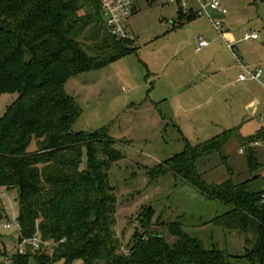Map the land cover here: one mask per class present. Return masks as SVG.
Returning <instances> with one entry per match:
<instances>
[{
    "label": "trees",
    "instance_id": "obj_1",
    "mask_svg": "<svg viewBox=\"0 0 264 264\" xmlns=\"http://www.w3.org/2000/svg\"><path fill=\"white\" fill-rule=\"evenodd\" d=\"M84 7L91 10L81 14ZM189 13L187 19L197 16ZM131 44V39H117L107 31L99 0H0V94H18L0 116V192L16 193L17 246L36 234L54 243L52 255L39 254L43 249L34 251L29 244L22 254L16 246L11 264H30L33 257L38 264L62 259V264H264V175L256 172L261 163L249 146L264 139V128L240 137L251 174L242 181L228 177L209 183L197 170L199 159L219 152L237 135L235 129L195 145L186 142L180 152L148 172L156 178L170 171L206 199L225 205L212 221L229 231L253 234L251 247L242 255L206 248L183 229L181 220L154 223L151 205L140 216L141 230L134 234L129 254H118L117 196L109 169L124 155L108 127L87 133L73 130L83 109L65 84L73 75L135 51ZM257 179L259 188L253 186ZM166 235L174 242L168 243Z\"/></svg>",
    "mask_w": 264,
    "mask_h": 264
},
{
    "label": "rangeland",
    "instance_id": "obj_2",
    "mask_svg": "<svg viewBox=\"0 0 264 264\" xmlns=\"http://www.w3.org/2000/svg\"><path fill=\"white\" fill-rule=\"evenodd\" d=\"M221 4L226 9L224 15L229 18L243 63L264 68V0H221ZM90 10L84 7L81 14ZM177 10L175 2L137 0V11L128 22L131 45L136 50L67 80L66 91L83 109L73 130L87 133L108 127L109 134L119 140L116 147L124 157L113 162L109 169V182L117 196L114 230L121 241L118 254H129V244L141 230L140 216L151 205L154 223L161 219L181 220L183 229L206 248L214 246L229 256L242 255L251 247L253 234L229 231L212 221L226 210L225 205L206 199L170 171L156 178L148 173L180 152L186 142L195 145L223 130L235 129L237 135L219 152L199 159L197 170L209 183H220L228 177L234 182L242 181L251 174L240 137L254 135L264 128V88L255 81H234L239 68L231 52L226 58V45L211 20L199 16L179 25L177 20L172 22L177 18ZM224 15L211 13L214 19L222 20ZM251 30L260 36L257 43L242 39ZM198 34L209 41V46L195 52ZM226 66L230 70L227 88L226 73L223 74ZM17 96V93L0 94V116ZM247 101L253 104L246 105ZM170 104L178 105L177 109L172 110ZM170 108L176 126L169 121ZM256 141L258 144L251 146L261 163L256 172L264 175V139ZM222 156H226L225 160ZM87 164L84 148L82 168H87ZM253 186L259 188L261 180L257 179ZM0 213L3 214L0 263L11 264L18 235L19 206L15 192L5 189L0 192ZM165 239L170 244L174 242L172 236L166 235ZM44 252H49L46 245L39 254ZM30 264L38 261L33 257Z\"/></svg>",
    "mask_w": 264,
    "mask_h": 264
},
{
    "label": "built area",
    "instance_id": "obj_3",
    "mask_svg": "<svg viewBox=\"0 0 264 264\" xmlns=\"http://www.w3.org/2000/svg\"><path fill=\"white\" fill-rule=\"evenodd\" d=\"M169 2H175L181 10H191L197 16H205L212 21L215 30L218 32L220 37L225 41L227 47L232 52L235 62L240 67V71L237 75L236 80L246 81L254 80L264 85L263 79V68L248 67L246 66L240 54L238 53L237 47L234 43L228 40L225 32L222 31L221 19H214L211 16L212 12H218L223 15L226 13V9L222 6L221 0H167ZM101 6V13L106 25L107 31L116 37L117 39H130L131 29L129 26V19L135 13L137 9V0H99ZM259 35L256 31H247L243 38L244 39H258ZM208 42L203 37H199L197 44L194 48L195 52H198L201 48L207 46ZM257 141L249 143V146L257 145ZM242 153V148L239 149ZM5 227H10V224H5ZM19 228V224H18ZM32 246L34 251L43 249L46 245L48 247V254L52 255L54 251V243L50 241H44L39 234H36L30 238H24L23 241L18 244L17 248L20 253L25 254L27 252L26 245ZM55 264V263H53Z\"/></svg>",
    "mask_w": 264,
    "mask_h": 264
},
{
    "label": "crops",
    "instance_id": "obj_4",
    "mask_svg": "<svg viewBox=\"0 0 264 264\" xmlns=\"http://www.w3.org/2000/svg\"><path fill=\"white\" fill-rule=\"evenodd\" d=\"M137 11V10H136ZM135 11V12H136ZM182 12L185 14L184 16H182V15H180V11H179V8H178V10H177V18L176 19H173L172 20V22H176V20L179 22V23H181V22H183V24L185 23V22H191V21H193L196 17H199V16H193V17H191L190 19H187L186 17H187V15L188 14H190L189 12H192L191 10H182ZM218 13V12H217ZM219 14V13H218ZM219 15H221V14H219ZM224 15V14H223ZM205 17V16H204ZM209 19V18H208ZM210 20V19H209ZM222 31L223 32H225V34H226V36H227V38H228V40H230V41H232L233 43H234V45L237 47V40L235 39V35H234V32H233V30L231 29V24H230V22H229V18L228 17H226V15H224L223 16V18H222ZM182 24V25H183ZM251 31H254V30H251ZM244 36V35H243ZM199 37H203L202 36V34H198L197 35V40L195 41V46H196V44H197V41H198V38ZM204 38V37H203ZM219 38L223 41V43L226 45V43H225V41L220 37V35H219ZM205 39V38H204ZM244 41H249V42H255V43H257V41L258 40H260V36L258 37V39H254V40H250V39H244V38H242ZM207 42H208V44H207V46H205V47H203V48H201V49H203V50H205L208 46H209V41L207 40ZM195 48V47H194ZM201 49L199 50V51H201ZM237 50H238V47H237ZM195 51V50H194ZM198 51V52H199ZM229 52H231L230 51V49L227 47V45H226V58L227 57H229L230 55H229ZM206 53V52H205ZM232 53V52H231ZM237 64V63H236ZM238 66V65H237ZM254 67H258V66H254ZM238 68H239V71H240V67L238 66ZM229 67L228 66H226V70H224L223 71V74H225L226 73V88L229 86V81H228V78H227V76H228V73H229ZM237 78V77H236ZM263 79H264V68H263ZM235 82H242V81H238V80H234ZM247 81V80H246ZM246 81H243V82H246ZM249 81H254V80H249ZM256 83H258L259 85H261L263 88H264V85L262 84V83H260V82H257V81H255ZM163 99L162 100H165V97H162ZM252 104V101H247V104L246 105H251ZM169 107H171L172 108V110H175V109H177V107H178V105H172V104H170L169 105ZM171 108L169 109V113H170V115L171 116H168V115H166V116H168V118H169V121H171V123L173 124V126H176V124L173 122V111H172V113H171ZM171 117H173V118H171ZM165 118V117H164ZM165 120H166V118H165ZM165 124H168V121H166L165 122ZM222 149V148H221ZM175 154V153H174Z\"/></svg>",
    "mask_w": 264,
    "mask_h": 264
},
{
    "label": "water",
    "instance_id": "obj_5",
    "mask_svg": "<svg viewBox=\"0 0 264 264\" xmlns=\"http://www.w3.org/2000/svg\"><path fill=\"white\" fill-rule=\"evenodd\" d=\"M252 104H253V103H252ZM252 104H251V105H252ZM136 230H137V229H136ZM155 238H156V239H160V236H156Z\"/></svg>",
    "mask_w": 264,
    "mask_h": 264
}]
</instances>
